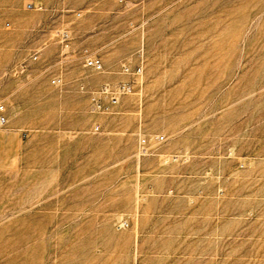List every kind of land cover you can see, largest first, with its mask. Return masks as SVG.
<instances>
[{"label":"rangeland","instance_id":"374dc122","mask_svg":"<svg viewBox=\"0 0 264 264\" xmlns=\"http://www.w3.org/2000/svg\"><path fill=\"white\" fill-rule=\"evenodd\" d=\"M0 103V264H264V0H0Z\"/></svg>","mask_w":264,"mask_h":264},{"label":"built area","instance_id":"2783aa9c","mask_svg":"<svg viewBox=\"0 0 264 264\" xmlns=\"http://www.w3.org/2000/svg\"><path fill=\"white\" fill-rule=\"evenodd\" d=\"M86 66L95 70H101L102 64L97 59H87ZM54 83H60L59 81H54ZM104 93L108 94L111 99V103L113 105L118 104L120 95L117 92L112 91L110 87H106ZM7 123L6 115H5V106L4 104L0 103V126H3ZM157 141H164V137L160 136L157 137ZM138 151L139 154L142 156H146L149 154L150 147L149 142L145 136H140L138 140Z\"/></svg>","mask_w":264,"mask_h":264}]
</instances>
